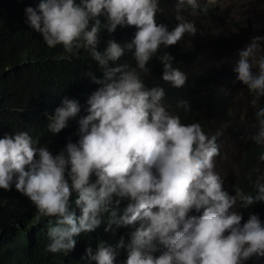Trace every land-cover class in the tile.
<instances>
[{
  "label": "clouds",
  "instance_id": "9594fccd",
  "mask_svg": "<svg viewBox=\"0 0 264 264\" xmlns=\"http://www.w3.org/2000/svg\"><path fill=\"white\" fill-rule=\"evenodd\" d=\"M185 7L192 9V19L182 14ZM200 8V0H176L178 22L170 19L166 24L157 21L159 0H40L25 6V22L50 48L62 44L74 55L87 48L104 69L101 77L89 74L99 87L87 99L86 114L80 115V101L69 96L54 113H46L53 134L79 116L78 139L69 138L58 152L41 145L25 128L0 133V188L14 186L32 201L31 208L36 206L38 219L49 218L48 232L42 229L38 237L48 251H73L77 237L94 232L110 213L105 231L139 224L116 244L101 241L95 250L88 245L85 255L96 264H117L120 249L127 251L123 264H247L264 258V218L251 212L244 220L234 210L238 197L243 207L264 200V172L259 173L255 195L230 193L228 172L219 174L215 163L227 158L232 145L240 150L243 145L235 138L224 139L221 129L210 136L200 123L182 122L165 106V88L149 87L141 78L142 72H151L149 61L161 47L162 79L177 88L185 85L188 74L174 66L171 45L185 34L205 30L221 37L212 25L203 24L210 19ZM217 9H222L220 4ZM101 16L109 32L134 25L135 35L123 44L110 40L100 51ZM198 17L201 24L195 21ZM235 21L245 20L242 16ZM196 44L202 66L230 72L232 95L235 87L244 93L246 85L252 105L264 98V34L253 36L244 47L230 43L234 56L223 55L218 62L207 57L218 54L216 42L207 50ZM228 50L232 48H221L223 54ZM126 52L134 56L135 67L114 63ZM180 103L191 109L187 100ZM255 118L250 136L261 144L259 161L264 163V107L256 110Z\"/></svg>",
  "mask_w": 264,
  "mask_h": 264
},
{
  "label": "trees",
  "instance_id": "16d2710c",
  "mask_svg": "<svg viewBox=\"0 0 264 264\" xmlns=\"http://www.w3.org/2000/svg\"><path fill=\"white\" fill-rule=\"evenodd\" d=\"M39 2L40 0H0V133L11 132L12 128H25L41 145L47 144L50 150L58 152L69 138L73 141L78 139L79 116L71 118L68 126L60 133L53 134L47 127L46 113H54L62 98L69 96L80 101V115L86 114L87 99L99 87L89 74L101 77L104 69L98 65L87 48L81 47L79 54L74 55L65 52L62 44L54 48L46 44L42 34L25 22V6H36ZM220 3L221 0L217 5ZM200 4L203 16L209 14L210 21H227L226 9H217L212 0H200ZM159 5L162 11L157 12L158 22L167 24L170 19H173V23L178 22L176 0H159ZM185 10L187 11L184 12ZM182 14L187 19L193 18L191 8L185 7ZM100 20L101 32L97 47L102 52L110 40L114 39L123 44L135 35L134 25L118 26L114 32H109L106 28V17L101 16ZM195 21L201 24L199 17L195 18ZM234 23L244 24L246 30L251 29L246 20ZM210 28L215 29L213 26ZM196 41L204 50L215 42L220 46L218 54L207 55L214 62L223 57L221 48L234 49L233 45L221 40L220 36H215L209 30L198 32L194 36L185 34L181 41L171 45L170 50L175 57L174 66L180 67L188 74L185 85L177 88L162 79L161 47L149 61L151 72H142L141 78L149 87L160 85L165 88L163 102L172 114L180 116L182 122H198L210 136L221 129L224 139L235 138L243 145L235 173H225L226 185L231 186V189L228 187L231 191L227 187L224 188L233 194L241 190L245 194L255 195L258 191L259 173L264 172V163L259 161L261 144L252 140L250 135L252 125L256 124L255 112L259 107H264V98L254 106L251 103L253 95L245 89L250 95L249 103L254 112L252 116L249 113H238L230 104V89L235 86L230 72L222 74L220 69L202 66L198 55L200 47ZM226 59L229 60L228 57ZM114 63L135 67L136 60L131 52H126ZM222 84L228 88H223ZM242 94L241 92L238 98ZM182 100L189 102L190 110L184 108L180 103ZM19 108L24 110L18 111ZM216 165L219 168V164ZM122 203L116 209L117 214L123 211L128 201ZM31 204L32 201L14 186L11 190L0 188V264H96L85 255L88 245L95 250L101 241L116 244L121 235L127 238L139 224L137 222L136 225L122 226L116 231H105V225L110 218V213H106L104 222L94 232L82 233L77 237L78 242L73 251L53 253L48 251L47 247L44 248L38 239L42 229L48 232L49 218L38 219L37 208L35 205L31 208ZM242 205L243 202L238 197L234 210L242 212L244 220L251 212L259 213L264 218V200L247 207ZM159 254L157 251L156 255ZM126 258V249H120L116 258L117 264H123ZM247 264H264V258L250 259Z\"/></svg>",
  "mask_w": 264,
  "mask_h": 264
},
{
  "label": "rangeland",
  "instance_id": "374dc122",
  "mask_svg": "<svg viewBox=\"0 0 264 264\" xmlns=\"http://www.w3.org/2000/svg\"><path fill=\"white\" fill-rule=\"evenodd\" d=\"M220 6L222 9L227 8V21L203 20V24L205 26L212 25L215 27L213 30L217 34H222L221 37L227 43H238L242 44L244 47L253 36L257 34H264V0H224L220 3ZM242 16L251 27L250 30H246L247 27L244 24L237 25L234 23L236 19H239ZM224 55L234 56V50L225 51ZM246 87L247 86L245 85V89ZM240 89L244 90V88L235 87L230 104L238 113H249L252 116L254 108L249 103L250 95L245 90L238 98ZM17 131V128H12L11 132ZM229 143H235V139H231ZM236 146L237 148L235 149ZM239 151V145H232V148L229 149L225 155L227 158H220L217 160L215 164H219V168L215 166V170L219 174H222L224 169H226L228 173H235ZM232 189H234L233 186ZM7 203L5 202V204Z\"/></svg>",
  "mask_w": 264,
  "mask_h": 264
}]
</instances>
